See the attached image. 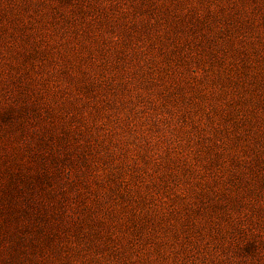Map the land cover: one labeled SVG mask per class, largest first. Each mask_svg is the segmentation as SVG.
<instances>
[{"label": "rangeland", "instance_id": "obj_1", "mask_svg": "<svg viewBox=\"0 0 264 264\" xmlns=\"http://www.w3.org/2000/svg\"><path fill=\"white\" fill-rule=\"evenodd\" d=\"M0 264H264V0H0Z\"/></svg>", "mask_w": 264, "mask_h": 264}]
</instances>
